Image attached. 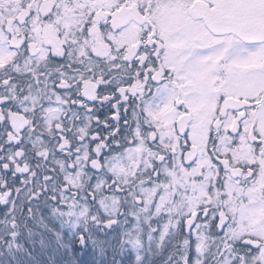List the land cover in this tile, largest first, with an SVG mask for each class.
I'll list each match as a JSON object with an SVG mask.
<instances>
[{
    "label": "snow or ice",
    "instance_id": "6c2138e0",
    "mask_svg": "<svg viewBox=\"0 0 264 264\" xmlns=\"http://www.w3.org/2000/svg\"><path fill=\"white\" fill-rule=\"evenodd\" d=\"M0 264H264V0H0Z\"/></svg>",
    "mask_w": 264,
    "mask_h": 264
}]
</instances>
